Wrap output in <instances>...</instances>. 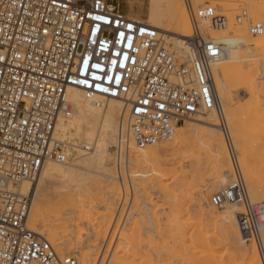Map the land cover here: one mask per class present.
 <instances>
[{"label": "built area", "instance_id": "2783aa9c", "mask_svg": "<svg viewBox=\"0 0 264 264\" xmlns=\"http://www.w3.org/2000/svg\"><path fill=\"white\" fill-rule=\"evenodd\" d=\"M194 1L183 0L192 34L181 47L129 18L120 0H0V264H80L29 228L33 198L22 192L49 162H67L77 148L59 130L74 114L70 89L98 106L121 103L110 154L122 185L133 150L172 140L185 122L212 110L232 145L215 80L223 44L207 33L229 20ZM247 19L246 11L236 16ZM249 28L253 36L264 31L261 23ZM232 203L243 205L239 230L264 264V200L251 198L235 162L231 184L211 197L215 208ZM124 206L120 200L121 225Z\"/></svg>", "mask_w": 264, "mask_h": 264}, {"label": "rangeland", "instance_id": "374dc122", "mask_svg": "<svg viewBox=\"0 0 264 264\" xmlns=\"http://www.w3.org/2000/svg\"><path fill=\"white\" fill-rule=\"evenodd\" d=\"M120 2L122 10L127 15L143 21L149 20L150 0H120ZM204 2H209L217 8L218 12L228 17L227 28L221 30L228 33V38H222L223 34H220V31L209 30L207 32L213 38L223 42L225 48L228 47L227 40L234 37L232 32L240 31L239 27H243V36L246 39L249 38L248 49H251L252 45L259 40L252 38L253 35L250 34L249 27L257 23L264 25V20L257 19L250 1L195 0L194 4L198 7ZM242 11L248 12V19L238 23L236 16ZM216 68L215 72L222 79L221 71L218 67ZM235 95L237 94L235 93ZM243 95V92L239 94L241 105L249 100V96L244 95L243 97ZM198 118L205 119L206 116L204 114ZM217 123L218 129H221L218 119ZM183 126L193 127V124L191 121H187ZM245 128L246 130L250 129L248 126ZM196 129L197 131L187 134V138L182 144L174 142L178 135L176 134L171 141L148 147L147 149L153 150L151 157L146 156L143 150L131 152L129 171L136 179V182L132 184L133 188L146 193V196L132 198L131 185L126 182L122 185L118 180L116 168L111 162L112 156H110V160L107 161L109 175L117 177V180L97 175L94 172H97L98 169H94L96 171L93 170V173H82L91 179L82 184V195L75 190H70L69 192L64 191L60 197L48 199L45 207L50 209L49 222L40 223L33 231L46 239L50 237L49 241L55 245L60 254L70 252L76 255L80 264H209V262L212 264V261L215 260L216 263L218 260L219 262L220 260L229 262L235 257L240 262L241 253L237 252L239 257L235 256L237 255L236 251L239 250L244 252L243 254H247L252 243H247L246 248H241L239 232L235 226L232 228L235 249L232 250L230 246L225 245L227 244L225 235L222 233V237L221 233H218L216 225L219 222L218 217L232 205L215 208L211 204L213 194L226 188L234 179V162L239 166L238 155L231 145L230 150L228 148V153L230 155L231 151L235 157L234 161L231 158L229 173L231 181L221 185L213 156L195 144L197 138L202 141L206 140L205 133H200L204 128L196 126ZM220 131L224 137L222 130ZM251 134L248 133V137H250L246 143L249 148L251 147L250 150H255L258 137L254 132ZM71 141L74 143L73 139ZM173 142L174 144L169 146ZM180 150L186 151V155L178 157ZM73 159L75 158L73 157ZM198 159H200L199 164ZM99 172L105 174L104 171L99 170ZM126 173L125 170L123 172L125 179L127 178ZM243 176L245 178L244 173ZM250 190L249 187L251 198L255 202L261 201ZM107 192L112 196V199L107 200L105 197V202H100L98 197L104 196ZM123 199L125 206L121 217L127 216L128 221L120 226V221L117 223L119 214L117 208L119 201ZM96 202L98 205L94 206ZM235 207L238 209V215L244 210L242 204H237ZM81 213L87 216L92 214V219L83 218ZM192 222L195 223L194 226L191 225ZM198 226L204 228V231L200 228L203 231L200 230V235L196 233V231L199 232ZM107 227L109 230L105 238H97L98 236H95L96 234L92 231V228L100 229V234L104 236L103 232ZM48 230H55V235L52 237ZM93 234L95 237L92 236ZM216 237L219 239L222 237L224 242L220 241L221 239H215ZM199 239L201 242L197 243ZM63 242L67 245H64ZM86 242L87 244L91 242V244L87 245ZM86 252H93V256L88 262L83 261L81 257Z\"/></svg>", "mask_w": 264, "mask_h": 264}, {"label": "bare ground", "instance_id": "6f19581e", "mask_svg": "<svg viewBox=\"0 0 264 264\" xmlns=\"http://www.w3.org/2000/svg\"><path fill=\"white\" fill-rule=\"evenodd\" d=\"M243 1H250L256 12L257 19L264 20V0ZM246 13L248 12L246 11ZM129 18L137 19L142 23H146L159 29L161 35H163L167 41L179 44L181 47H184L181 42L183 38L191 36L192 33V23L183 0H150V10L148 12L149 20H139L138 18H134V16H129ZM239 30L240 31L238 32H232L234 37L233 39L227 40V48H225L223 42L218 40L223 44V56L216 67L221 71L223 80L220 79L217 73L215 80L218 99L227 120L232 146L238 155L239 166L241 171L245 174L246 181L251 189L250 191L255 197H258L262 201L264 200V31L262 35L256 37L251 35L253 39L259 40L252 45L251 49H248L249 38L246 39L243 36V27H239ZM220 34H223L221 35L222 38H228L229 36L226 31H220ZM215 69L217 70V68ZM242 92L244 95L249 96V100H247L244 105L240 104L239 99V94ZM235 93L237 95H235ZM68 94L69 100L73 105L74 114L70 119L62 120L60 122L59 130L64 137L68 139L72 138L77 148L67 162H49L43 169L35 184L24 183L22 185V192L24 194H32L33 198L29 226L31 230L40 223L46 224L49 222L48 214L50 209L45 207V203L48 199L60 197L64 191L69 192L70 190H75L82 195V184L91 180L90 177H86L82 173H93L96 171L94 169H98L97 172H94L97 173V175H103L112 180H117V177L114 178L109 175L110 171L108 170L107 161L110 160L111 156L110 147L116 141L118 134L119 114L122 107L121 103L118 100L112 99L103 102L98 106L96 103L86 100L81 90L74 88L70 89ZM205 116V119L197 118L191 120L193 127H180L176 132L178 135L174 142H176V144H182L187 138L189 132L197 131L196 126L204 128L200 133H205L206 140L202 141L200 138H197L195 144L197 147L206 150L211 156H213L214 162L217 166V173L221 179L220 184L222 185L231 181V175L229 173L231 169V158L233 160V156L230 151V157L228 153L230 145L225 137L221 135V129H218V117L216 112L212 110L207 112ZM246 126L250 129L246 130ZM249 132L250 134L251 132H254V134H256L255 136L258 137L256 149H251L252 151L250 150L251 147L249 148L246 143L249 141ZM174 142L170 143L169 146H172ZM143 152H145L148 157L153 156V150L151 149L146 148ZM185 155L186 151L180 150L178 157H183ZM73 157L75 159H73ZM199 163L200 159H198V164ZM99 170L104 171L105 174L99 172ZM126 175L127 178L125 179L124 176L123 179L124 182L129 183L132 187V198L146 196V193L133 188L132 184L136 182V179L133 178L129 170ZM105 197L107 200L112 199V196L107 192L104 196L102 195L98 197V200L100 202H105ZM237 204L239 203H232V207L227 208L226 211L218 217L219 222L218 225H216V230L218 229L220 231H218V233H221L222 237V233H224L225 243H227L225 245L230 246L232 250L235 249L233 246L234 235L232 232V228L235 226L239 232L240 247L246 248L247 243H252V245L251 248H248L249 253L247 254H243L244 252L242 253L239 250L236 251V253H241L240 262L236 259L237 257H235L238 256V253L234 256L235 258L230 259V261L227 260L229 262H224L222 260H220V262L221 264H262L255 244L247 240L239 230L238 209L235 207ZM95 205H98V203H94V206ZM108 214L111 215L110 212H108ZM81 216L89 220L92 219V214L87 216L86 214L81 213ZM192 223L191 225L194 226L195 223ZM120 226L123 225L120 223ZM197 228L199 232L195 231L200 235L201 232L204 231V228L199 226ZM200 228L203 229V231ZM108 230L109 228L107 227L103 232L104 236H102L100 234V229L92 228V231L96 234L95 236H98L97 238L100 239L101 237L105 238L107 236ZM48 233L53 237L56 232L55 230H48ZM37 234L40 235L39 233ZM94 234L92 235L93 237H95ZM222 237H220L221 240L218 237L215 239L218 238L220 241H223ZM127 241L129 242L128 239ZM199 242H201L200 239L199 241L197 240V243ZM122 243H124V241H122ZM63 244L67 245V243L64 242ZM92 253L93 252L83 253L81 256L82 260L87 262L90 261L93 256ZM215 261L212 262L215 264ZM220 262L218 260V263L216 264H219ZM210 263L211 262H209V264Z\"/></svg>", "mask_w": 264, "mask_h": 264}]
</instances>
